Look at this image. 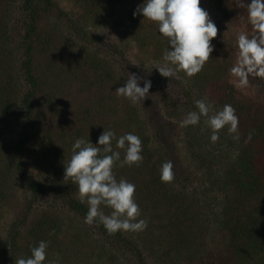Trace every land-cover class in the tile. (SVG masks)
Returning a JSON list of instances; mask_svg holds the SVG:
<instances>
[{
	"label": "trees",
	"instance_id": "trees-1",
	"mask_svg": "<svg viewBox=\"0 0 264 264\" xmlns=\"http://www.w3.org/2000/svg\"><path fill=\"white\" fill-rule=\"evenodd\" d=\"M121 1L76 0V6L68 8L61 0H23L29 24L19 40L18 48L27 47L16 87H10L9 76L2 86L0 77V214L12 199L13 168L23 180L25 201L0 236V264L29 257L41 240L49 244L43 264L81 263L73 250L82 244L81 264H264V78L250 74L249 84L240 87L230 72L237 62L234 52L218 48L214 40V51L200 73L191 78L183 72L170 79L161 76L156 68L165 63L168 40L156 23L133 15L145 0H133L126 12L118 13ZM216 2L228 21L238 24L248 16L249 0ZM7 31L0 26V34ZM63 35L83 42L87 67L69 64L76 73L85 72L89 93L100 96L89 97L82 117L73 115L72 132L56 136L53 120L45 137L37 101L44 90V103L60 99L56 91L63 88L65 72L57 59L64 51ZM15 39L12 34L11 41ZM41 55L48 58L44 63ZM5 64L1 60L0 68ZM130 73L142 78L141 87L151 81L149 95L135 105L123 97L114 107L117 95L108 85L124 86ZM104 86L111 92L108 102ZM205 97L213 112L225 104L236 109L238 140L225 127L212 143L203 117L198 125L180 126L187 113L198 111L194 101ZM98 101L102 107L94 110ZM105 129L114 131L117 139L133 133L142 140L143 162L131 167L117 162L114 174L136 186L138 219L148 222L143 231L110 235L99 223L85 224L87 204L80 202L77 186L64 180V161L70 159L75 140L98 146ZM115 145L114 139L113 149L123 159L124 150ZM169 160L174 179L162 183L160 168ZM100 207L105 214L112 211ZM68 218L74 229L66 242ZM217 233L224 235L219 247Z\"/></svg>",
	"mask_w": 264,
	"mask_h": 264
},
{
	"label": "clouds",
	"instance_id": "clouds-1",
	"mask_svg": "<svg viewBox=\"0 0 264 264\" xmlns=\"http://www.w3.org/2000/svg\"><path fill=\"white\" fill-rule=\"evenodd\" d=\"M247 13L254 34L251 38L244 33L238 36V58L230 69L231 74L238 78L240 87L249 84L250 74L264 78V0H249ZM139 14L156 23L159 33L168 40L169 48L163 53L165 63L156 68L161 76L170 79L183 72L191 78L202 71L214 51L212 40L217 37L218 28L201 7V0H145L133 13L134 16ZM141 79L130 73L124 86L115 90L116 95L127 98L133 105L145 100L152 84L146 80L141 87ZM194 103L198 111L187 113L180 122L181 127L198 125L203 117L204 125L211 132L212 143L219 140V132L225 127L233 139H239V117L233 106L225 104L222 109L213 112V106L206 97ZM114 139L116 149L124 150L123 159L120 151L113 149ZM248 140H251V133ZM71 151L70 159L64 161V180L70 179L77 186L80 202L87 204L84 223L89 226L99 223L110 235L145 230L147 220L138 219L141 210L134 199L136 186L124 178L117 180L114 174L117 162L120 167L139 166L143 162L140 137L126 133L117 139L114 131L105 129L98 137V146L78 138ZM101 152L104 155H100ZM173 167L170 160L162 163V183L172 182ZM101 205L110 208L111 213L105 214ZM48 246V242L41 240L38 246L31 248L29 257L17 258L15 264H43ZM49 264H59V260Z\"/></svg>",
	"mask_w": 264,
	"mask_h": 264
},
{
	"label": "rangeland",
	"instance_id": "rangeland-1",
	"mask_svg": "<svg viewBox=\"0 0 264 264\" xmlns=\"http://www.w3.org/2000/svg\"><path fill=\"white\" fill-rule=\"evenodd\" d=\"M61 1L63 3V6H67L68 8H73L76 6V0H61ZM132 1L133 0H122L120 4L117 5V11H119L118 13L126 12L128 8L131 6ZM22 6H23V0H0V26L2 27V25H5V27H8L7 33L4 32V34L2 33L0 34V38L3 40L0 43V62L1 60L2 62L6 60V64L3 65L4 68L3 67L2 69L0 68V71H1L0 77L3 76L2 78L4 80L5 76H9L7 78H9L8 80L12 82V85H10V87H16V80L18 78V75H20L19 73L21 72V63H22L21 60L22 58L25 57L24 52L26 51V47H27V45H24L25 47H23V49H21L20 47L18 48L19 40L22 39L26 35V28L29 24L28 14L26 11H24ZM201 7L204 8L209 13L212 21L216 24L218 28V35L216 38L213 39L215 45L222 50H225V51L228 50V51L234 52L236 58H238V51H239L237 47L238 36L241 33H244V34H247L249 38H251L252 35L254 34L252 26L249 22L248 16L243 17L242 21L237 24V23H234V22H231L225 19L222 13V10L220 6L217 4L216 0H201ZM108 33L110 36H112L113 31L108 29ZM12 34L15 35L16 37L15 41H11ZM67 37H68L67 35H65L64 37H59L62 40L61 44L64 46V51H62L61 55L58 56L57 61L59 62L60 66L63 68L65 72L64 82L62 84L63 88L56 91L60 99L58 102L54 103L53 105L44 103L43 102L45 99L44 96L46 95L45 90H44V92L42 91L39 94V97H38L39 99L37 101L38 114H39V117L42 118L41 122L43 125V135H45V137L48 136L47 133L49 132V129L52 128L50 125L53 123V120H56L55 122L58 125V126L57 125L53 126V128H55L56 130V136L59 135L60 133L72 132L73 131L72 128L74 127V124L72 123V120L74 118L73 115L75 116L76 113L78 112L79 117H82V115H84L83 104L89 101L90 98L95 99L96 97V99H99V96H100V95L94 96L93 94L89 93L88 79L84 78V74H85L84 71L82 72L79 70L78 73H76L75 70L71 68V66L73 65H75L76 68L83 67V66L85 68L87 67V65L86 63L83 62V52H82L84 51L83 42L78 39L75 40L74 38H67ZM6 42L8 44H6ZM126 43H128L133 48V50L137 52V46H134L135 44L133 41L129 40V41H126ZM39 58L43 60V55L39 56ZM47 59L48 58H45L42 61V63H44V61H46ZM69 63H72L71 66ZM43 66L45 67L46 64H43ZM5 82L6 80H4V82L2 81L1 85L2 86L6 85ZM108 87L111 88L110 90H112V95L115 96L116 94L115 90L117 88L115 89L114 86L112 85H108ZM101 89H108V88L104 86ZM110 90L106 91L105 93L106 101L112 100L111 97L107 98V93H108V96L111 93ZM115 97H117V99H116V102H113L114 103L113 106L117 107V105H120L121 103L119 102L118 104V100L123 101L124 98L118 97V96H115ZM115 97H113V99ZM96 104L97 105L93 106L94 110L95 109L97 110L98 109L97 107L99 108L102 107L101 102L98 101ZM88 105L90 104L88 103ZM8 138L11 139V136L7 135V139ZM13 170L16 174H14V182L12 184L13 187L11 189L12 199L10 200L11 202L9 203V206H7L5 210L3 209L2 215L0 214L1 216L0 236L1 238L4 237L6 229L11 223V221L21 211V208L25 201V190L23 189V180L21 177H19V174L14 168ZM67 223L69 226V218L67 220ZM67 228L68 229L65 231L64 236H63V239L66 242L68 241L71 235V230L74 229L72 226H69ZM223 238H224V235L222 233L216 234V240H217L218 247L222 246ZM214 245L215 243L212 244L211 246L213 247ZM75 249L77 250L76 251L73 250V251H74L76 259H79L81 263H83L84 257L79 255L80 250L81 249L83 250V244L80 246H77ZM92 251L93 250L90 247V252ZM75 257L72 256V258L74 259ZM101 264H105V263H101ZM182 264H186V263H182Z\"/></svg>",
	"mask_w": 264,
	"mask_h": 264
}]
</instances>
